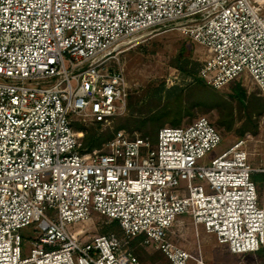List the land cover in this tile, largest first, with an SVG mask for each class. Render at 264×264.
Masks as SVG:
<instances>
[{"label": "built area", "instance_id": "obj_1", "mask_svg": "<svg viewBox=\"0 0 264 264\" xmlns=\"http://www.w3.org/2000/svg\"><path fill=\"white\" fill-rule=\"evenodd\" d=\"M179 30L205 47L199 77L221 89L249 78L264 96V0H0V264H141L142 237L166 264L195 259L169 237L187 216L237 255L264 247V200L245 140L207 118L164 126L155 142L120 130L84 151L75 123L109 125L130 87L115 67L125 40ZM96 213L111 233L80 240ZM37 237L25 253L21 230ZM80 236V237H79Z\"/></svg>", "mask_w": 264, "mask_h": 264}, {"label": "rangeland", "instance_id": "obj_2", "mask_svg": "<svg viewBox=\"0 0 264 264\" xmlns=\"http://www.w3.org/2000/svg\"><path fill=\"white\" fill-rule=\"evenodd\" d=\"M115 55L113 65L124 70L130 95L126 113L115 118L109 125L101 126L99 135L102 138L124 130L130 138L146 136L154 143L157 127L159 131L164 126H173L171 118L180 109L182 118L179 126L189 125L199 117H207L223 136L222 142L202 162L209 163L237 140H245L252 166H262L264 96L249 78L244 77L221 89L207 84L200 86L194 77L197 74L199 76V70L207 58L205 47L193 42L181 31L169 28H156L125 40ZM236 93L245 95V105L239 102ZM159 112H171V115L150 120L153 114ZM144 120L147 123L142 126ZM80 124L87 130L95 127L89 122ZM138 126H142L141 130ZM81 132L83 144L85 132ZM105 142L95 149H100ZM258 192L263 203L264 181L258 184ZM73 229L85 232L79 236L82 241L94 235L114 233L123 236L121 228L113 221L96 213ZM21 235L25 239L24 250L27 254L37 232L30 226L23 228ZM169 237L203 264H264V250L260 253L233 254L227 245L219 244L213 234L205 232L203 226L196 225L187 216L178 219ZM142 241L140 238L129 244L141 264L167 263L156 246ZM189 264L197 262L192 260Z\"/></svg>", "mask_w": 264, "mask_h": 264}, {"label": "trees", "instance_id": "obj_3", "mask_svg": "<svg viewBox=\"0 0 264 264\" xmlns=\"http://www.w3.org/2000/svg\"><path fill=\"white\" fill-rule=\"evenodd\" d=\"M183 55V54H182ZM182 58V56H181ZM194 75V74H193ZM197 81V83L200 85V86H205V82L198 76V74L194 77ZM236 96H237V99L239 100V102L242 104V105H245V102H246V98H245V95H243L242 93H236ZM181 100V99H180ZM179 100V101H180ZM168 114H162L161 112L157 113V114H153V116H151L150 120L152 119H161L162 116H165L167 115L168 117H170L171 115V112H167ZM181 118H182V111L179 109V111L175 112L174 115L172 116L171 118V121L170 123L174 126V127H177L180 125L181 123ZM133 122H137L136 120ZM144 124L142 126H145L147 121H143ZM94 128H91L89 130H87L85 128V126H83L82 124L80 123H75L74 124V127L77 131H84L85 132V135H84V143H83V149L84 151H91L93 149H95L97 146H100L103 141H108L110 140L113 136H109V137H106V138H102L100 135H99V130L101 128V125L99 123H94ZM141 126V127H142ZM141 127L138 126V128L141 130ZM158 128L159 126L157 127L156 129V137H157V133H158ZM122 129V128H120ZM142 137H146V136H142ZM252 179L255 181V183H257V185L261 182L264 181V173H255L253 174L252 176ZM115 225H117L119 228V224L117 222H114ZM142 237H139L137 239H140ZM143 239V238H142ZM136 240V239H135ZM264 250V247H262L259 251H257L256 253H260Z\"/></svg>", "mask_w": 264, "mask_h": 264}]
</instances>
